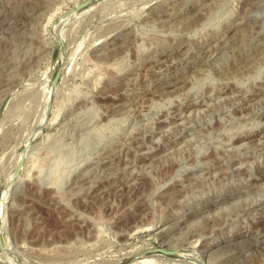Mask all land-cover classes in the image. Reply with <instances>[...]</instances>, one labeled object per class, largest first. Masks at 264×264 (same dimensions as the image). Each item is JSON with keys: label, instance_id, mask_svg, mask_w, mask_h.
Instances as JSON below:
<instances>
[{"label": "rangeland", "instance_id": "374dc122", "mask_svg": "<svg viewBox=\"0 0 264 264\" xmlns=\"http://www.w3.org/2000/svg\"><path fill=\"white\" fill-rule=\"evenodd\" d=\"M8 182L0 264H264V0H0Z\"/></svg>", "mask_w": 264, "mask_h": 264}, {"label": "bare ground", "instance_id": "6f19581e", "mask_svg": "<svg viewBox=\"0 0 264 264\" xmlns=\"http://www.w3.org/2000/svg\"><path fill=\"white\" fill-rule=\"evenodd\" d=\"M148 2V1H147ZM158 2V1H157ZM149 3V2H148ZM155 3V2H154ZM183 4V3H182ZM145 5V3L143 4V6ZM31 7H33V6H31ZM182 7H183V5H182ZM145 8V7H144ZM180 9V8H179ZM25 13V12H24ZM164 13V12H163ZM21 14V13H20ZM18 15H19V13H18ZM27 15V14H26ZM141 16V15H140ZM158 16V15H157ZM38 17V16H37ZM33 18V17H32ZM29 20H30V18H29ZM13 23V22H12ZM8 24V23H7ZM237 24V23H236ZM235 24V25H236ZM121 26V25H120ZM9 31V30H8ZM231 31V30H230ZM230 33V32H229ZM233 33V32H232ZM227 34V33H226ZM234 34V33H233ZM14 35V34H13ZM10 36H12V35H10ZM9 37V36H8ZM234 38V37H233ZM225 43V42H224ZM222 45V44H221ZM221 45H218V46H221ZM218 46H216V47H218ZM225 47V46H224ZM228 48V47H227ZM210 50V49H209ZM205 51V50H204ZM20 52V51H19ZM234 54V53H233ZM209 55V54H208ZM30 56V55H29ZM245 56V55H244ZM256 56V55H255ZM259 56H261V55H259ZM205 58V57H204ZM246 59V58H245ZM249 59V58H248ZM251 64V63H250ZM228 67V66H227ZM241 68H243V67H241ZM248 68V67H247ZM236 71V70H235ZM227 72V71H226ZM229 73V72H228ZM128 77V76H127ZM8 82V81H7ZM4 83V82H3ZM182 84V83H181ZM170 87V86H169ZM48 93V92H47ZM48 95V94H47ZM129 133V132H128ZM125 137V136H124ZM121 139V138H120ZM151 143V142H150ZM246 145V144H245ZM232 147V146H231ZM246 148V147H245ZM118 149H120V148H118ZM250 149V148H249ZM116 150V149H115ZM118 153V152H117ZM120 153V152H119ZM125 153V152H124ZM238 166V165H237ZM236 167V166H235ZM233 169V168H232ZM225 171V170H224ZM16 176V175H15ZM10 177V176H9ZM12 177V176H11ZM14 177V176H13ZM240 177V176H239ZM9 179V178H8ZM10 180V179H9ZM12 180V179H11ZM10 180V181H11ZM14 180H16V178L14 179ZM13 181V180H12ZM12 183H14V181L12 182ZM12 183L11 182H8V186L6 187V189L3 191V193H2V198L0 199V205H1V208L3 209V207H4V205H5V201H6V199H7V197H8V195H9V190H10V188L12 187L11 185H12ZM97 192V191H96ZM231 200V199H230ZM225 201V200H224ZM223 201V202H224ZM220 203V202H219ZM212 207V206H211ZM204 209V208H203ZM249 209V208H248ZM214 210V209H213ZM192 211H194V210H192ZM192 211H190V212H188L186 215H188V214H190V213H192ZM3 212H4V210H3ZM208 217V216H207ZM5 220V219H4ZM3 220V222L5 223V221ZM160 233V232H159ZM159 235V234H158ZM256 237V236H255ZM255 241V240H254ZM167 242V241H166ZM242 243V242H241ZM7 244V243H6ZM226 245V244H225ZM7 246H8V244H7ZM257 246V245H256ZM171 247V246H170ZM251 248V247H250ZM169 249H171V248H169ZM198 252V251H197ZM202 252V251H201ZM212 252V251H211ZM249 252V251H248ZM197 254V253H196ZM194 256V255H193ZM198 256H200L199 254H198ZM213 256V255H212ZM194 258V260L195 259H197L198 261L197 262H199L200 260L198 259V258H196L195 256L193 257ZM239 258H241V257H239ZM199 264H201V263H199Z\"/></svg>", "mask_w": 264, "mask_h": 264}, {"label": "water", "instance_id": "95a60500", "mask_svg": "<svg viewBox=\"0 0 264 264\" xmlns=\"http://www.w3.org/2000/svg\"><path fill=\"white\" fill-rule=\"evenodd\" d=\"M158 252L165 254V255H176L175 251H164V250L158 249Z\"/></svg>", "mask_w": 264, "mask_h": 264}]
</instances>
